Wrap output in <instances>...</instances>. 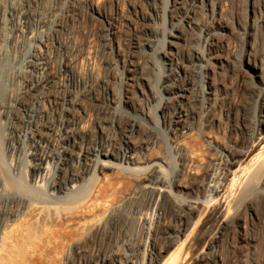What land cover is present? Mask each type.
Returning <instances> with one entry per match:
<instances>
[{
    "label": "bare ground",
    "instance_id": "obj_1",
    "mask_svg": "<svg viewBox=\"0 0 264 264\" xmlns=\"http://www.w3.org/2000/svg\"><path fill=\"white\" fill-rule=\"evenodd\" d=\"M40 2L0 0V77L7 67L4 85L0 83V88L9 91V100L3 108V147L9 172H24L29 181L25 189L34 191V195L19 191L23 183L17 181V189L11 193L8 189L10 182L0 174V264H37L52 250L57 252L58 241L45 226L48 220L56 222L72 217L76 227L81 226L78 229L85 226L89 232L100 233L105 221L119 209L113 201V187L109 180L105 182V172L120 171L123 165L136 169L133 173L136 189L125 198L136 204L133 216L139 230L130 234L124 231L118 236L110 232L108 250H99L95 255L86 252L88 255H85L83 245L75 246L69 264H164L171 250L183 247L192 230L193 218L185 222L179 220V226L168 232L169 240L162 250L157 251L150 242L155 235L154 222L160 219L159 209L170 185L157 175L164 168L163 159L146 156L154 141L140 131L144 127H155L171 134H183L196 120L203 116L207 119L208 113L219 105L217 84L211 76V69L224 68L230 59L225 46L214 42L216 34L225 30L223 22L216 20L217 5L214 0H169L160 11L155 0H143V8L129 3L128 15L122 25L131 31L132 36L126 52H122L117 43V7L111 13L100 9L98 0H55L53 7L45 11ZM250 12L257 19L252 23V29L245 30L248 40L240 55V63L251 70L250 75L254 78L264 72V50L261 66L254 56L255 39L251 37L253 29L264 23V5L252 4ZM200 13L207 17L198 22ZM133 16L141 21L143 38L136 37ZM79 18L100 24L102 33L100 37L96 36L100 41V54L116 56L121 64L120 79L124 92L120 100L135 113L118 143L113 139V119L98 122L91 133L88 131L90 135L84 126L88 114L86 101L89 100L92 108L107 109L113 104V96L104 79L99 81L91 75L92 61L98 52L96 37L78 41ZM158 26L162 29L159 30ZM194 30L198 31L197 43L189 49L187 33ZM156 43L160 45L157 47ZM136 52L150 58L157 55L155 52L161 55L162 60L156 59L162 75L157 89L144 79L141 73L143 63L135 57ZM260 78L262 83L251 81L257 91L255 100L259 106L249 129L251 147L257 143L255 140L264 138V75ZM135 87L142 101L138 108L129 94L130 88ZM236 90L248 95L244 94L247 89L241 82L236 84ZM152 108L158 113L161 126L150 123ZM135 134L142 135L140 141L133 140ZM174 142L175 150L183 149L179 139ZM231 147L226 149L223 165L214 167L210 173L206 184L210 194H217L226 187L229 175L232 176L236 169L234 166L237 167L239 160L247 155V147ZM258 160L260 165L264 164L263 152L258 153ZM171 180L175 182L176 176L172 175ZM33 186H42L41 195L36 191L38 187L34 189ZM181 188L185 189V186L177 183V189ZM256 193L260 196L257 207L246 198L242 214L226 220L218 228L196 264H223L218 253L223 238L230 241L231 247H246L250 251L254 248L256 235L259 232L261 237L264 235V167L256 184ZM139 198L143 199V206L137 204ZM38 226L45 227L40 230L46 232V236L41 235L45 239L36 234L41 241L35 236ZM73 227L74 231H71L75 232L77 229ZM131 237L140 239L134 243ZM255 261L253 259L249 264H264Z\"/></svg>",
    "mask_w": 264,
    "mask_h": 264
},
{
    "label": "rangeland",
    "instance_id": "obj_2",
    "mask_svg": "<svg viewBox=\"0 0 264 264\" xmlns=\"http://www.w3.org/2000/svg\"><path fill=\"white\" fill-rule=\"evenodd\" d=\"M214 1L217 5V11L215 10L216 20L223 22L225 25V30L222 33L216 34L214 37V42L221 43L225 46V51L230 59V61L225 64L224 68L217 66L214 69H211V76L213 77L215 84H217L218 91H216V93L217 95L219 94V105L215 107L216 110L213 109L210 111V113H208L209 115L207 116V119H204L206 116H203L200 118L201 120H196L193 123L192 128L183 134H171L170 132L157 129L155 127H144V130L140 131L142 135L145 134L152 138V141H154L153 145H151L152 149L150 148L146 156H157L163 159L164 168H162V171H158L157 175H159L170 185L169 193L166 194L159 209L160 219L159 221L154 222L153 230L155 235L151 238L150 242L152 241L151 243H153L157 251L162 250L169 240L168 232L178 227L181 221L185 222L186 219L193 218L192 230L187 236L183 247L176 250H171L168 256H166L165 261L163 262L164 264H196L197 259L205 249L208 240L212 235L215 234L218 228H220L226 220L228 221L235 219L236 216L242 214L243 205L246 201V198L248 200L247 202L256 207L260 200V196L256 193V184L260 178L261 170L264 167V164L260 165L258 160V153H264V138L260 139L259 141L255 140L254 143H257L252 147L250 146L248 139L249 129L253 126V118L259 107L255 100V94L257 91L255 87H253V84H251V81H254L255 83H262V78H260V76L262 77L264 72L263 74H259V77L256 76L252 78L250 75L251 70L246 69L245 64L240 63V55L242 54L246 39L248 40V38L245 36V30L252 29V23H254L257 19L252 17L250 12L251 5H258L259 3L264 5V0ZM98 2L100 9L104 11L106 10L107 12L112 13L116 7L118 8L117 43L120 44V50L122 52H126V47L132 34L131 31L123 27V19L126 15H128L129 3H135L136 5L143 8L145 7L143 0H98ZM167 3H169V0H155L156 7L160 11H162ZM54 4L55 0H41L39 5L43 10L49 11ZM209 13L210 12H208V14ZM175 14L178 13L175 12ZM206 17V14L200 13L197 15V21L200 22ZM132 23L136 28V37L138 39L143 38L141 33V21L133 16ZM77 24L79 25L78 27L80 30L76 33V37L80 42L87 38H95L96 36L100 37L102 33L100 31L102 29L98 22L88 21L86 18H82L81 20V18H79V20H77ZM159 27L160 26H158V29L161 30L162 26L160 28ZM257 28L258 29L255 30L253 29V36L251 35V37L255 39L253 43L254 56L258 61L257 63L261 64L262 66V54L264 50V23L262 25L258 24ZM193 32L187 33V37L190 40V45L187 47L189 49L195 46L197 43L198 31L194 30ZM97 37L95 43H97L96 47L98 52L92 61L94 68L91 66V75L97 80L100 79L99 81L104 79V81L107 82L109 91L113 96V104L115 105L112 104L108 107L109 109L103 107L102 109L101 107L92 108L93 105L89 102V100L86 101V105L88 106H86V112L88 114L84 118L86 120V122L84 120V126H87L85 129L90 135L98 122L103 123L104 121L106 122L107 119H113L115 127L113 139L118 143L126 125L132 120L135 110L124 105L120 100V97L124 92V84L120 79L122 68L119 59L116 56L111 57L109 53H101V55L99 52L100 41L97 40ZM252 38L251 41H253ZM158 45H160V43L157 44V47ZM135 54H137L135 57L141 63H143L141 73L144 79L149 81L151 85L157 89L162 75L156 59L159 57L160 60H162L161 55L155 52L154 54H157L158 56L156 55L153 58H150L149 55L143 54L141 52H136ZM6 70L7 67L3 69V75L0 77V79L2 78L0 81L2 86L4 85ZM187 70L190 69L187 68ZM90 71H88V73ZM239 82H241L245 89H247V92L244 94L248 95H243L242 93L237 92L236 84ZM143 85H146V83H143ZM138 91V88L135 87L130 88L129 92L135 108H138V105L142 104ZM99 96H101V89ZM8 100L9 91H4L3 88H0V174L1 177L7 179L10 182L8 189H10L9 191H11V193H15V190L17 189L16 183L19 181V183L24 184H22L23 187L19 188V191L24 190L30 194H33L34 191L28 190L27 188L25 189V186L27 187V183L29 181L27 180L24 172H21L22 174H13L8 170V157L3 147V134L5 131L3 108ZM157 114L158 113L155 111V109L152 108V117L150 123L153 126H161L159 124L160 119ZM142 135L135 134V137L133 136V140L140 141ZM175 135H177L176 138ZM176 139L180 140L181 147H183V149L179 151L175 150L173 147L175 143L174 141H176ZM233 145H235L237 149L239 147H247V155L239 160L237 165L238 168L236 166H234L236 169L233 167L235 170L232 176L231 174L229 175V178L226 181V187L217 194H210L209 191L206 190V184L210 173L214 167L223 165L222 163H224L225 160L226 149L232 148L231 146ZM123 167L124 168H121L120 171L117 169L113 172H105L107 174H105V182L109 180V185L111 184L110 186L113 187V201L114 204L116 203L119 209L115 210L112 216H110L109 219L105 221V227L103 225L102 228L104 232L101 230L100 233L96 235L92 232H89V229L85 226H82L83 228L78 229L81 226L77 228L72 217H70V220L66 219L68 217L62 218L66 219L68 222L61 219L58 220L60 222H49L50 220L47 219L48 222L47 220L45 221L47 222L45 223V226H47L49 229L47 231H51V235L58 241L56 244L58 248H56L57 252L52 250L53 253L52 251L51 253L49 252L50 254L44 256L41 260L42 262L39 263V261H37V264H69V257L71 258V254L75 246L83 245L84 254L86 252L88 254L95 255V253L100 252L99 250H101V252L108 250L107 242L110 232L118 236L117 234L123 233L124 231L130 234L134 230H139L140 226L136 223V221H134L135 218L133 216V206L136 204L125 198L129 192H132L134 189H136V180L133 179V173L136 169L131 166V169L126 168L127 166L125 167L124 165ZM129 174L130 176H128ZM172 175L176 176L175 182L171 180ZM177 183L185 186V189L181 188L178 190ZM33 188H37L36 191L39 192V195H41L43 190L42 186H33ZM9 199H12V197L10 196ZM141 199L142 198L138 199L137 204L143 206L144 202L143 199ZM179 217L182 219H179ZM65 227H68L67 230H65ZM72 227L77 229H75L76 233L72 232L74 231ZM44 228L42 226H38L37 229L39 231L36 229L35 236L36 234L40 237H43L44 235L46 236L45 231H40ZM68 230L71 232H68ZM43 233L44 235L41 236ZM102 233H106L107 236H104V234L102 235ZM258 234L256 235L257 242L251 251L246 247H231L230 241L223 238V240L220 242L221 244H219L220 250L218 252L223 264H249L253 261V259L254 261L256 260L255 262H264V235L261 237L260 232ZM37 236L36 238L39 239L40 237ZM99 236L100 238L98 239ZM44 237L42 239H45ZM139 239V237H131V241L134 243L139 241ZM39 240L41 241V239ZM59 242L61 244H58ZM99 245L101 249H99ZM52 254H55L56 256L54 255V257ZM52 256L53 258H48ZM44 258L46 261H48H44Z\"/></svg>",
    "mask_w": 264,
    "mask_h": 264
}]
</instances>
